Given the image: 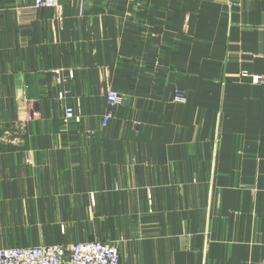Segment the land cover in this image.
Returning a JSON list of instances; mask_svg holds the SVG:
<instances>
[{
  "label": "crops",
  "instance_id": "0c3cea01",
  "mask_svg": "<svg viewBox=\"0 0 264 264\" xmlns=\"http://www.w3.org/2000/svg\"><path fill=\"white\" fill-rule=\"evenodd\" d=\"M32 5L0 0V246L264 264V87L240 76L264 74V0ZM110 89L122 103L105 128ZM44 209L82 212L54 233L8 227Z\"/></svg>",
  "mask_w": 264,
  "mask_h": 264
},
{
  "label": "built area",
  "instance_id": "2783aa9c",
  "mask_svg": "<svg viewBox=\"0 0 264 264\" xmlns=\"http://www.w3.org/2000/svg\"><path fill=\"white\" fill-rule=\"evenodd\" d=\"M62 0H33L31 12L58 8ZM248 73L245 72L244 76ZM72 77V74H70ZM252 76L254 83L264 85V77ZM174 99L185 102L186 93L177 90ZM108 108L101 116V125L107 127L115 115V109L122 103L118 91L107 93ZM64 117L75 120V110L70 104L64 106ZM0 264H122L120 250L109 241H83L70 245L41 244L0 248Z\"/></svg>",
  "mask_w": 264,
  "mask_h": 264
},
{
  "label": "rangeland",
  "instance_id": "374dc122",
  "mask_svg": "<svg viewBox=\"0 0 264 264\" xmlns=\"http://www.w3.org/2000/svg\"><path fill=\"white\" fill-rule=\"evenodd\" d=\"M245 72L248 73L247 71H242L240 73V76L249 77L251 82L254 85H261L264 87L263 84L254 83L252 76H248V75H255V74L248 73L247 76H244ZM258 75H261L264 77V74H258ZM66 94L67 93L65 92L64 95H66ZM186 97H187V95H186ZM66 104H68V103H66ZM66 104H64V106ZM75 115H76V112H75ZM64 120L67 122L76 121L77 115H76L75 120H67V119H65V117H64ZM80 212H82V211H69V210L60 211V210H56V209L13 210V211H10L9 216H7V220L9 223L8 227L9 228H16L17 227V229L24 230V231L26 230V232L29 235L38 236L39 232L41 231L40 229H43L45 227V225H47L49 227L48 230L50 229V231L52 233H54V228H57L58 226L61 228L66 223H70V222L74 221ZM107 241H109V240H107ZM109 242L117 245V247L119 248V245L116 242H112V241H109ZM12 244L16 245L17 243H11L10 244L11 246H8V247H15V246H12ZM31 244H33V243L31 242ZM47 244H62V243H47ZM70 244H72V243H63V245H70ZM5 247L6 246H4V247L0 246V248H5ZM119 250H120V248H119ZM120 254H121V251H120Z\"/></svg>",
  "mask_w": 264,
  "mask_h": 264
}]
</instances>
